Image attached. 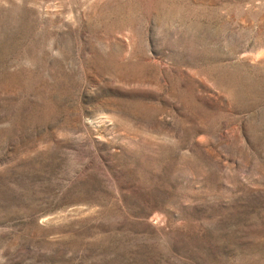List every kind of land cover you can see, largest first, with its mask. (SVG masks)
<instances>
[{"label":"rangeland","instance_id":"obj_1","mask_svg":"<svg viewBox=\"0 0 264 264\" xmlns=\"http://www.w3.org/2000/svg\"><path fill=\"white\" fill-rule=\"evenodd\" d=\"M0 264H264V0H0Z\"/></svg>","mask_w":264,"mask_h":264}]
</instances>
